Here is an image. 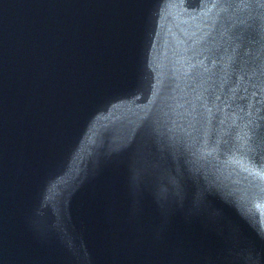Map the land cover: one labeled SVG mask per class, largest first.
<instances>
[{
  "label": "water",
  "instance_id": "water-1",
  "mask_svg": "<svg viewBox=\"0 0 264 264\" xmlns=\"http://www.w3.org/2000/svg\"><path fill=\"white\" fill-rule=\"evenodd\" d=\"M0 264H264V0H0Z\"/></svg>",
  "mask_w": 264,
  "mask_h": 264
}]
</instances>
